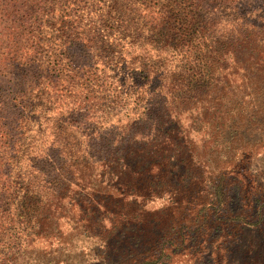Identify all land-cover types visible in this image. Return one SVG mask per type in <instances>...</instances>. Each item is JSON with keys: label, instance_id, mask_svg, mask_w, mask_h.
<instances>
[{"label": "trees", "instance_id": "1", "mask_svg": "<svg viewBox=\"0 0 264 264\" xmlns=\"http://www.w3.org/2000/svg\"><path fill=\"white\" fill-rule=\"evenodd\" d=\"M235 1L189 0L179 11H147L153 36L138 44L159 55L133 69L130 131L98 136L86 156L30 159L39 175L13 214L22 236L42 225V204L57 209L74 185L96 212L112 217L110 237L132 232L117 260L106 257L105 241L95 264H230L246 230H264V166L252 168L264 160V11L231 10L223 19L211 7ZM110 13L106 27L120 39L139 34L127 14ZM244 15L247 22L238 24ZM167 47L177 50V61L163 56ZM256 132L260 139H250ZM93 169H102L100 178L113 176L98 196L86 180ZM43 182L47 193L40 194ZM162 195L165 212L144 209Z\"/></svg>", "mask_w": 264, "mask_h": 264}, {"label": "rangeland", "instance_id": "2", "mask_svg": "<svg viewBox=\"0 0 264 264\" xmlns=\"http://www.w3.org/2000/svg\"><path fill=\"white\" fill-rule=\"evenodd\" d=\"M188 1L0 0V264H95L105 241L111 260L129 249L132 232L110 237L112 217L88 205L80 185L57 209L37 206L43 222L31 236L21 235V220L13 214L35 184L41 157L86 156L98 136L113 139L130 131L133 69L140 71L142 60L159 55L138 44L153 36V19L146 13L179 11L188 8ZM211 7L223 19L231 10L255 15L264 11V0ZM114 8L127 14L129 23L135 21L137 36L127 33L122 40L106 27ZM247 16L235 19L243 24ZM165 49L163 56L177 61V50ZM253 134L250 139H260L259 132ZM30 159L37 164L30 167ZM263 166L260 157L252 164L254 170ZM102 172L93 169L86 177L99 188L97 196L113 178L108 173L100 178ZM46 185L37 191L47 193ZM230 199L235 205L233 187ZM165 201L164 195L152 197L144 209L165 212ZM79 202L82 207H73ZM230 264H264V230L247 229L232 248Z\"/></svg>", "mask_w": 264, "mask_h": 264}]
</instances>
